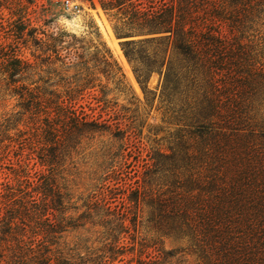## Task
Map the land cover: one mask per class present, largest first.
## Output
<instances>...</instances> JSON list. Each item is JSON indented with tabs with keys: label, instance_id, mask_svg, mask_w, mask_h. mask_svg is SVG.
<instances>
[{
	"label": "trees",
	"instance_id": "obj_1",
	"mask_svg": "<svg viewBox=\"0 0 264 264\" xmlns=\"http://www.w3.org/2000/svg\"><path fill=\"white\" fill-rule=\"evenodd\" d=\"M23 1L0 0V264H264V0H97L161 76L149 147L57 87L42 67L78 56Z\"/></svg>",
	"mask_w": 264,
	"mask_h": 264
},
{
	"label": "rangeland",
	"instance_id": "obj_2",
	"mask_svg": "<svg viewBox=\"0 0 264 264\" xmlns=\"http://www.w3.org/2000/svg\"><path fill=\"white\" fill-rule=\"evenodd\" d=\"M26 1L23 2L27 5ZM66 1L35 0L33 4H28L32 19L38 17L37 25L46 33L66 32L68 36L64 37L63 45L78 56L72 63L54 61L52 64H45L42 68L53 71L48 75L57 81L59 89L64 86L82 89L83 94L78 96L77 101L78 104L85 106L88 112H93L95 115L102 113L103 117L111 115L124 122L135 124L139 131L137 139L142 145L149 147L153 144V139H159L163 134L162 132L154 134V127L162 125V114L161 110L157 109L158 99L155 96L160 91L161 76L153 71L146 85H141L134 74L133 63L122 49V41L141 37H117L113 29L114 21L100 7L97 0H94V6L87 0H68L69 7L66 6ZM3 14L4 21L0 22V35L5 34L7 10H4ZM137 47H130L133 53H136ZM105 49L110 51L124 74L122 84L117 83L120 75L115 74L116 66L108 65L106 61L111 62L109 60L105 62L103 60V56L106 55ZM21 51L30 57L29 50ZM40 75L45 77L46 73L43 71ZM63 79H66V82ZM101 98L109 101L108 107L98 101ZM14 104V99H8L6 95L1 96L0 117L5 112L12 111ZM105 135L99 139H106ZM96 145L99 147L98 144ZM163 245L166 249H176L180 246L179 243L169 239H165ZM184 259L187 264H194L191 255L184 256Z\"/></svg>",
	"mask_w": 264,
	"mask_h": 264
},
{
	"label": "built area",
	"instance_id": "obj_3",
	"mask_svg": "<svg viewBox=\"0 0 264 264\" xmlns=\"http://www.w3.org/2000/svg\"><path fill=\"white\" fill-rule=\"evenodd\" d=\"M69 4H70V3H69V1L67 0V1H66V6L69 7Z\"/></svg>",
	"mask_w": 264,
	"mask_h": 264
}]
</instances>
